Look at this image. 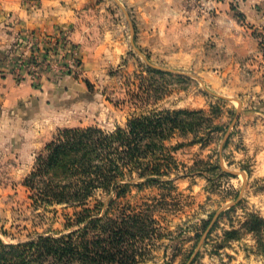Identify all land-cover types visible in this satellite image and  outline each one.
<instances>
[{
	"label": "rangeland",
	"instance_id": "1",
	"mask_svg": "<svg viewBox=\"0 0 264 264\" xmlns=\"http://www.w3.org/2000/svg\"><path fill=\"white\" fill-rule=\"evenodd\" d=\"M22 1L37 10L43 0ZM63 4L78 15L87 12L94 22L89 28L111 31L126 47L116 62L93 66L90 78L83 63L69 75L42 69L29 79L26 70L16 71L21 82L36 84L44 72L52 75L47 97L4 111L0 106L2 242L80 227L74 215L82 208L36 205L26 186L60 130L112 133L140 116L203 111L182 114L183 129L165 141L171 158L161 162L162 180L139 185L135 179L112 206L99 192L87 207L105 219L143 214V226L155 232L137 246L140 264H264V220L253 218L264 219V170L242 127L243 116L264 109V0H168L163 5L182 15L163 18L142 15L130 1ZM26 36L13 43L18 52ZM75 80L80 85L73 89Z\"/></svg>",
	"mask_w": 264,
	"mask_h": 264
},
{
	"label": "trees",
	"instance_id": "2",
	"mask_svg": "<svg viewBox=\"0 0 264 264\" xmlns=\"http://www.w3.org/2000/svg\"><path fill=\"white\" fill-rule=\"evenodd\" d=\"M197 113L204 114L140 116L130 120L126 129L112 133L98 127L60 130L38 157L26 186L36 205L82 208L74 215L80 227L20 244L6 245L0 239V264H140L137 246L155 232L143 226V214L105 219L94 216L87 205L103 192L108 196L105 205L112 206L128 193L135 179L142 181L139 185L162 180L161 162L171 158L165 141L183 129L182 114L195 117Z\"/></svg>",
	"mask_w": 264,
	"mask_h": 264
},
{
	"label": "crops",
	"instance_id": "3",
	"mask_svg": "<svg viewBox=\"0 0 264 264\" xmlns=\"http://www.w3.org/2000/svg\"><path fill=\"white\" fill-rule=\"evenodd\" d=\"M63 1L66 0H43L42 7L34 10L29 8L22 0H0V20L5 22L0 24L3 27L0 28V106L3 111L16 106L21 107L22 104L30 103L34 100L33 98L47 97L49 93L50 81L48 80L52 75L50 72L43 73V78L40 79L39 84L19 80L16 74V63L20 59L21 49L18 52L16 50L18 45L14 44L15 46H13V43L19 40L20 35L36 34L55 37L58 30L67 31L70 41L80 51L83 63L82 72L86 78H90L93 74V66L116 62L120 59L119 53L125 50V41L115 39L111 35V31L99 30L97 33L96 29L89 28V25H94V22L90 17L85 18L87 12L82 13L85 15H78L74 7L65 6ZM121 1H123V4L124 1L134 3L136 9L144 16L150 15L163 18L168 16L180 17L182 15L180 9L163 5V2H168V0ZM224 6L223 4L222 7ZM7 14L12 15L10 19L6 18ZM161 22L162 25L163 21ZM158 31L157 26H155V32ZM143 32H145V29H143ZM181 55L183 53L178 54V57ZM187 57L186 61L189 62L188 59L191 56L187 55ZM66 77L62 79L72 78V76ZM79 82L80 80L73 81L72 88L74 89ZM68 91H65V93L68 94ZM242 119H244L242 120V127H244V132L248 134L246 138L253 148L256 146L260 169L264 170V109L250 112Z\"/></svg>",
	"mask_w": 264,
	"mask_h": 264
},
{
	"label": "built area",
	"instance_id": "4",
	"mask_svg": "<svg viewBox=\"0 0 264 264\" xmlns=\"http://www.w3.org/2000/svg\"><path fill=\"white\" fill-rule=\"evenodd\" d=\"M57 37L27 35L21 42L20 59L16 71H27V78L35 79L42 69L57 75H69L81 70L82 58L78 47L70 41L68 33L57 32ZM43 53V57L40 54Z\"/></svg>",
	"mask_w": 264,
	"mask_h": 264
}]
</instances>
